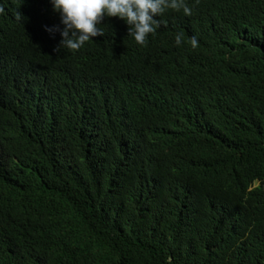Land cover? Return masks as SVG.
Listing matches in <instances>:
<instances>
[{
  "label": "trees",
  "instance_id": "obj_1",
  "mask_svg": "<svg viewBox=\"0 0 264 264\" xmlns=\"http://www.w3.org/2000/svg\"><path fill=\"white\" fill-rule=\"evenodd\" d=\"M186 2L73 52L0 0V264H264V0Z\"/></svg>",
  "mask_w": 264,
  "mask_h": 264
},
{
  "label": "clouds",
  "instance_id": "obj_2",
  "mask_svg": "<svg viewBox=\"0 0 264 264\" xmlns=\"http://www.w3.org/2000/svg\"><path fill=\"white\" fill-rule=\"evenodd\" d=\"M53 12L59 13L61 29L59 26L46 28L50 34L59 32L61 40L54 51L66 48L78 51L85 42L92 37L103 36L105 32L100 26L105 17L118 18L128 25V36L137 44L146 45L148 36L155 34L161 27L158 17L167 11H182L185 16H191L193 9L186 0H50ZM199 3V0H196ZM4 8L0 5V13ZM15 19L22 20L17 11ZM184 38L181 31L175 35L176 45H180ZM193 49L197 48L198 41L195 36L189 38ZM256 182L252 188L259 186ZM250 189V190H251Z\"/></svg>",
  "mask_w": 264,
  "mask_h": 264
}]
</instances>
